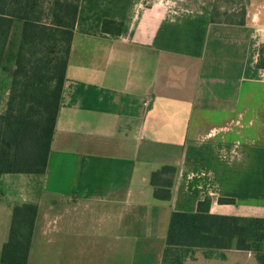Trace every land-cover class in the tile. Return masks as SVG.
Listing matches in <instances>:
<instances>
[{
  "label": "crops",
  "instance_id": "1",
  "mask_svg": "<svg viewBox=\"0 0 264 264\" xmlns=\"http://www.w3.org/2000/svg\"><path fill=\"white\" fill-rule=\"evenodd\" d=\"M244 2L241 24L216 21L215 0H81L47 171L0 179V264L24 204L39 209L29 264H264V251L166 244L172 214L206 199L211 214L264 219V0ZM164 166L170 201L151 185Z\"/></svg>",
  "mask_w": 264,
  "mask_h": 264
},
{
  "label": "trees",
  "instance_id": "2",
  "mask_svg": "<svg viewBox=\"0 0 264 264\" xmlns=\"http://www.w3.org/2000/svg\"><path fill=\"white\" fill-rule=\"evenodd\" d=\"M80 2L0 0V67L14 24H22L8 108L0 115V179L8 174L43 175L47 171ZM122 30V23H103L105 33L120 35ZM259 67L264 68V49ZM176 173L175 167L164 166L152 174L156 199L171 200ZM234 203L233 199H219L221 205ZM211 204L206 199L199 202L195 213L174 212L167 246L264 251V219L211 214ZM38 212L34 204L15 207L2 264H29Z\"/></svg>",
  "mask_w": 264,
  "mask_h": 264
},
{
  "label": "rangeland",
  "instance_id": "3",
  "mask_svg": "<svg viewBox=\"0 0 264 264\" xmlns=\"http://www.w3.org/2000/svg\"><path fill=\"white\" fill-rule=\"evenodd\" d=\"M244 1L245 0H215L213 18L220 22L241 23L245 15ZM17 25L20 26L19 23H17ZM16 34H18L17 31ZM12 39L10 51L13 54V49L17 46V39H15V37Z\"/></svg>",
  "mask_w": 264,
  "mask_h": 264
},
{
  "label": "built area",
  "instance_id": "4",
  "mask_svg": "<svg viewBox=\"0 0 264 264\" xmlns=\"http://www.w3.org/2000/svg\"><path fill=\"white\" fill-rule=\"evenodd\" d=\"M148 104V103H147Z\"/></svg>",
  "mask_w": 264,
  "mask_h": 264
}]
</instances>
